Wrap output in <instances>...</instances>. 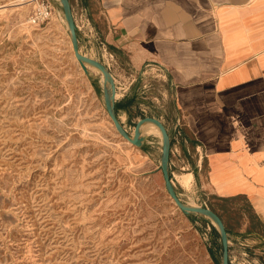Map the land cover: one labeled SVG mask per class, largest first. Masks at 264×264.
Instances as JSON below:
<instances>
[{"label": "rangeland", "instance_id": "rangeland-1", "mask_svg": "<svg viewBox=\"0 0 264 264\" xmlns=\"http://www.w3.org/2000/svg\"><path fill=\"white\" fill-rule=\"evenodd\" d=\"M49 1L39 24L35 3L0 0V264H221L211 221L184 214L165 189L158 128L142 126L145 149L116 131L100 72L83 71L59 0ZM170 173L182 201L204 206L192 179L181 186L183 172ZM205 200L229 229V263L264 264L246 199Z\"/></svg>", "mask_w": 264, "mask_h": 264}, {"label": "crops", "instance_id": "crops-1", "mask_svg": "<svg viewBox=\"0 0 264 264\" xmlns=\"http://www.w3.org/2000/svg\"><path fill=\"white\" fill-rule=\"evenodd\" d=\"M69 2L80 52L108 68L120 96L137 94L123 113L132 131L159 119L170 172H190L204 206L246 199L264 240V0Z\"/></svg>", "mask_w": 264, "mask_h": 264}, {"label": "water", "instance_id": "water-1", "mask_svg": "<svg viewBox=\"0 0 264 264\" xmlns=\"http://www.w3.org/2000/svg\"><path fill=\"white\" fill-rule=\"evenodd\" d=\"M58 2L62 9L64 19L66 21L67 32L70 38L72 51L74 53L76 60L78 61L81 68L86 74H89L88 66H91L96 68L102 75L101 83H102L104 106L108 116L110 117L114 125V128L124 139H126L132 145L141 148L146 139V136L142 134V130H141L142 126L145 125L146 123H153L154 125H156L161 135V143H160L161 155H160L159 168L163 176L164 186L166 191L168 192L172 200L175 202L177 207L184 214L199 215L211 221V224L214 226L220 238V243L222 248L221 264H230L227 231L221 217L213 209L207 206L191 205L182 201L175 190L174 183L171 179L170 165H169L171 141L166 127L159 119L155 117L146 116L136 121L132 133L128 132L124 128L115 110V102L117 100L116 85L110 71L100 60L91 58L80 52L77 29L72 16L70 2L69 0H59Z\"/></svg>", "mask_w": 264, "mask_h": 264}, {"label": "built area", "instance_id": "built-area-1", "mask_svg": "<svg viewBox=\"0 0 264 264\" xmlns=\"http://www.w3.org/2000/svg\"><path fill=\"white\" fill-rule=\"evenodd\" d=\"M29 1H31L33 4L34 3L36 4L33 15L31 16L32 22L42 24L50 18L52 14V10L49 0H29Z\"/></svg>", "mask_w": 264, "mask_h": 264}, {"label": "trees", "instance_id": "trees-1", "mask_svg": "<svg viewBox=\"0 0 264 264\" xmlns=\"http://www.w3.org/2000/svg\"><path fill=\"white\" fill-rule=\"evenodd\" d=\"M137 94H134L131 98H129V99H127V97L126 96H123V97H121L120 99H118V100H116V102H115V110H116V113H117V115H119L120 114V112L121 113H124V112H126V113H128L129 111H130V109H131V105L132 104H134L135 103V101L137 100ZM129 120L130 119H127V121L129 122ZM142 149H145V145H143L142 147H141ZM229 229H227V227H226V231H228ZM217 237H219L218 235H217ZM214 239V238H213ZM212 239V240H213ZM213 242V244L215 243V240L214 241H212ZM220 246H221V244H220ZM210 252L212 253V248H210ZM213 254V253H212Z\"/></svg>", "mask_w": 264, "mask_h": 264}, {"label": "bare ground", "instance_id": "bare-ground-1", "mask_svg": "<svg viewBox=\"0 0 264 264\" xmlns=\"http://www.w3.org/2000/svg\"><path fill=\"white\" fill-rule=\"evenodd\" d=\"M99 77L102 78V75L99 73ZM101 80V79H100ZM102 81V80H101ZM149 131H152L154 133H159L160 134V131L159 129H156V128H151L149 129ZM192 179V174L190 172H183L178 178H177V182L179 183V185L181 186H187L188 183L191 181ZM188 204H191V205H197L194 203L193 200L189 201Z\"/></svg>", "mask_w": 264, "mask_h": 264}]
</instances>
